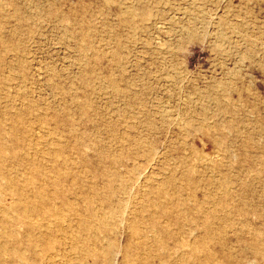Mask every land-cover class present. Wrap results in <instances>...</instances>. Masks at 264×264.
Wrapping results in <instances>:
<instances>
[{"label": "rangeland", "instance_id": "374dc122", "mask_svg": "<svg viewBox=\"0 0 264 264\" xmlns=\"http://www.w3.org/2000/svg\"><path fill=\"white\" fill-rule=\"evenodd\" d=\"M0 264H264V0H0Z\"/></svg>", "mask_w": 264, "mask_h": 264}, {"label": "bare ground", "instance_id": "6f19581e", "mask_svg": "<svg viewBox=\"0 0 264 264\" xmlns=\"http://www.w3.org/2000/svg\"><path fill=\"white\" fill-rule=\"evenodd\" d=\"M206 161V160H205Z\"/></svg>", "mask_w": 264, "mask_h": 264}]
</instances>
